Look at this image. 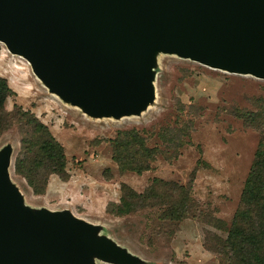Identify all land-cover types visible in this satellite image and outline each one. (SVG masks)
<instances>
[{
  "label": "rangeland",
  "instance_id": "1",
  "mask_svg": "<svg viewBox=\"0 0 264 264\" xmlns=\"http://www.w3.org/2000/svg\"><path fill=\"white\" fill-rule=\"evenodd\" d=\"M150 72L152 99L139 113L90 116L49 91L24 57L0 42V77L13 91L3 106L26 112L0 133V150L10 148L8 179L33 215L68 210L94 227L90 238L115 243L133 264H229L214 250L239 206L260 140L264 79L160 50ZM43 126L62 158H48L34 142ZM20 173L37 185L45 178L41 192L33 193ZM154 178L190 186L186 218H170L181 194L173 199L177 206L170 198L150 206L129 198L134 210L115 212L121 185L142 192ZM105 253L91 254L87 264H126Z\"/></svg>",
  "mask_w": 264,
  "mask_h": 264
},
{
  "label": "water",
  "instance_id": "2",
  "mask_svg": "<svg viewBox=\"0 0 264 264\" xmlns=\"http://www.w3.org/2000/svg\"><path fill=\"white\" fill-rule=\"evenodd\" d=\"M0 42L48 90L90 116L139 113L156 51L264 79V0H0ZM0 150V264L134 258L68 210L21 204Z\"/></svg>",
  "mask_w": 264,
  "mask_h": 264
},
{
  "label": "trees",
  "instance_id": "3",
  "mask_svg": "<svg viewBox=\"0 0 264 264\" xmlns=\"http://www.w3.org/2000/svg\"><path fill=\"white\" fill-rule=\"evenodd\" d=\"M11 94H13V91L8 87L5 79L0 77V133L13 126L18 119L26 116V112L18 107L11 111L5 110L4 100ZM41 130V139L36 137L34 142L39 143L40 147L47 148L48 158H62L60 145L53 139L46 127L43 126ZM147 168L145 166L141 169H134V171L140 173L141 170ZM20 174L25 178L33 193L41 192L45 178H42L41 185H37L32 177L23 173ZM162 188L164 191H161ZM189 193L190 186L185 187L154 178L142 192H135L128 186L121 185L119 202L113 207L117 214H123L134 210L131 202L127 201L129 198L136 199L135 203L137 204H149L150 206V204H157L153 200L161 204L162 200L170 198L169 201L173 202V199L181 194L179 202L182 203V206L179 211L175 209L172 212V217H170L181 220L189 215L187 214V207L182 208ZM172 206L177 205L173 202ZM220 246L221 249H215L214 251L224 254L229 264H264V124L252 163L242 186L239 206L233 214L226 237Z\"/></svg>",
  "mask_w": 264,
  "mask_h": 264
},
{
  "label": "bare ground",
  "instance_id": "4",
  "mask_svg": "<svg viewBox=\"0 0 264 264\" xmlns=\"http://www.w3.org/2000/svg\"><path fill=\"white\" fill-rule=\"evenodd\" d=\"M212 68H214V69H219V68H215V67H212ZM221 70H223V69H221ZM38 78V77H37ZM39 79V78H38ZM40 80V79H39ZM41 81V80H40ZM52 93H54V92H52ZM54 94H56V93H54ZM57 95V94H56Z\"/></svg>",
  "mask_w": 264,
  "mask_h": 264
}]
</instances>
